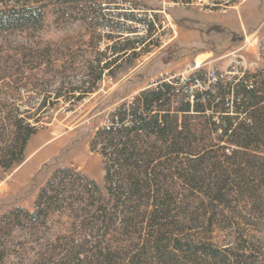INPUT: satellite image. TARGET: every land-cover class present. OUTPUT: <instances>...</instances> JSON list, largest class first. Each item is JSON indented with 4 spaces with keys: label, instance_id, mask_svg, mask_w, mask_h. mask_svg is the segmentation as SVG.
<instances>
[{
    "label": "trees",
    "instance_id": "1",
    "mask_svg": "<svg viewBox=\"0 0 264 264\" xmlns=\"http://www.w3.org/2000/svg\"><path fill=\"white\" fill-rule=\"evenodd\" d=\"M118 2L0 0V34L42 30L49 6L96 17L119 34L113 57L97 60V82L138 57L156 31L142 18L149 8ZM141 25L149 35H138ZM130 33L135 38L121 37ZM201 80H209L202 71L158 79L111 112L91 142L104 184L75 167L55 169L32 210L15 206L0 216V264H264V69L186 92ZM76 89L72 101L92 92ZM43 118L41 108L1 100L0 173L24 161Z\"/></svg>",
    "mask_w": 264,
    "mask_h": 264
},
{
    "label": "rangeland",
    "instance_id": "2",
    "mask_svg": "<svg viewBox=\"0 0 264 264\" xmlns=\"http://www.w3.org/2000/svg\"><path fill=\"white\" fill-rule=\"evenodd\" d=\"M71 1L67 0L69 8ZM122 2L149 8L142 18L151 20L156 31L145 45H138V57L118 63L110 74L104 71L97 82V60L113 57L119 34L118 29L101 26L96 17L88 22L82 11L72 9L61 16L49 6L42 30L0 34V104L2 99L15 98L22 110L35 113L41 108L44 113L43 126L29 140L24 161L0 173V216L15 206L32 210L41 186L59 167L78 168L103 185L102 156L91 148L96 130L111 112L132 102L158 79L173 75L187 79L202 71L208 78L215 73L217 80H227L264 69V0H121L118 4ZM147 34L141 25L138 35ZM217 80L195 81L186 92L202 90ZM73 86L80 87L76 96L82 90L92 92L72 101ZM61 87L60 101L42 109L43 99L51 102ZM61 218L68 228L71 217ZM258 237L264 244V232ZM222 240L221 235L215 238L216 243Z\"/></svg>",
    "mask_w": 264,
    "mask_h": 264
},
{
    "label": "built area",
    "instance_id": "3",
    "mask_svg": "<svg viewBox=\"0 0 264 264\" xmlns=\"http://www.w3.org/2000/svg\"><path fill=\"white\" fill-rule=\"evenodd\" d=\"M197 67H200V66H198V64H197ZM211 79L217 80V75L215 73L209 74V82Z\"/></svg>",
    "mask_w": 264,
    "mask_h": 264
},
{
    "label": "bare ground",
    "instance_id": "4",
    "mask_svg": "<svg viewBox=\"0 0 264 264\" xmlns=\"http://www.w3.org/2000/svg\"><path fill=\"white\" fill-rule=\"evenodd\" d=\"M201 60V59H200ZM200 60H198L197 61V63H198V65H200L201 63H200ZM49 152V151H48ZM51 152H52V150H51ZM44 153V152H43ZM1 186V185H0Z\"/></svg>",
    "mask_w": 264,
    "mask_h": 264
}]
</instances>
